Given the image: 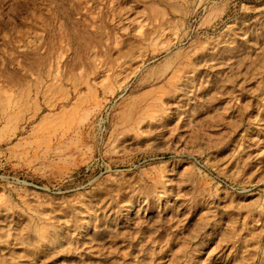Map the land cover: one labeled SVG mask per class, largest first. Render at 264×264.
Wrapping results in <instances>:
<instances>
[{
	"label": "rangeland",
	"instance_id": "1",
	"mask_svg": "<svg viewBox=\"0 0 264 264\" xmlns=\"http://www.w3.org/2000/svg\"><path fill=\"white\" fill-rule=\"evenodd\" d=\"M0 264H264V0H0Z\"/></svg>",
	"mask_w": 264,
	"mask_h": 264
}]
</instances>
